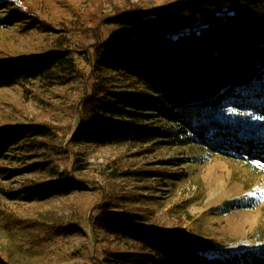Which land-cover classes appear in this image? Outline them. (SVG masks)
Instances as JSON below:
<instances>
[{
    "label": "rangeland",
    "instance_id": "rangeland-1",
    "mask_svg": "<svg viewBox=\"0 0 264 264\" xmlns=\"http://www.w3.org/2000/svg\"><path fill=\"white\" fill-rule=\"evenodd\" d=\"M173 1L0 0V60L62 47L74 66L67 65L58 81L0 89V132L47 126L46 135L23 138L0 158L2 260L96 264L93 246L106 253L131 250L135 243L116 240L101 225H87L101 204L104 213L109 208L138 218L132 221L139 226L179 229L215 241L221 247L214 256L264 245V167L259 164L197 146L72 141L77 106L94 85L112 80L114 91L138 88L101 68L81 46L109 38L117 28L110 20L116 12L153 11ZM56 183L63 185L61 191L45 198L38 191L31 199L35 188Z\"/></svg>",
    "mask_w": 264,
    "mask_h": 264
},
{
    "label": "trees",
    "instance_id": "trees-1",
    "mask_svg": "<svg viewBox=\"0 0 264 264\" xmlns=\"http://www.w3.org/2000/svg\"><path fill=\"white\" fill-rule=\"evenodd\" d=\"M110 20L117 28L109 38L81 44L83 53L138 88L114 91L112 80L94 85L77 106L73 142L197 146L264 165V0H175L158 10L116 12ZM60 48L0 60V89L63 79L73 63ZM46 129L0 132V158ZM62 187L40 186L30 197L41 192L45 198ZM104 207L92 209L87 225H101L116 240L135 245L122 253L93 246L96 264H264V245L214 256L221 247L215 241L139 226L132 221L138 218L109 208L104 213ZM0 264L10 263L0 258Z\"/></svg>",
    "mask_w": 264,
    "mask_h": 264
},
{
    "label": "snow or ice",
    "instance_id": "snow-or-ice-1",
    "mask_svg": "<svg viewBox=\"0 0 264 264\" xmlns=\"http://www.w3.org/2000/svg\"><path fill=\"white\" fill-rule=\"evenodd\" d=\"M260 167H264V165H260Z\"/></svg>",
    "mask_w": 264,
    "mask_h": 264
}]
</instances>
